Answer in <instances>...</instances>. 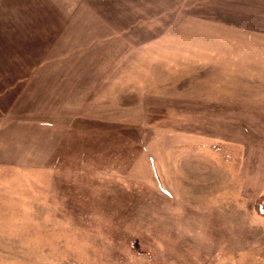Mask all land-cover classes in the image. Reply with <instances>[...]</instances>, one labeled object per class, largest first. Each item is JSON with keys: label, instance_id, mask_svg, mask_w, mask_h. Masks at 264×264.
Masks as SVG:
<instances>
[{"label": "rangeland", "instance_id": "rangeland-1", "mask_svg": "<svg viewBox=\"0 0 264 264\" xmlns=\"http://www.w3.org/2000/svg\"><path fill=\"white\" fill-rule=\"evenodd\" d=\"M0 264H264V0H0Z\"/></svg>", "mask_w": 264, "mask_h": 264}]
</instances>
